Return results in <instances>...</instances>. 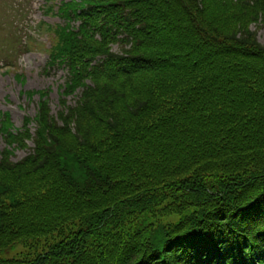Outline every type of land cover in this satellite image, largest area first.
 <instances>
[{
  "label": "trees",
  "instance_id": "trees-1",
  "mask_svg": "<svg viewBox=\"0 0 264 264\" xmlns=\"http://www.w3.org/2000/svg\"><path fill=\"white\" fill-rule=\"evenodd\" d=\"M9 5L12 27L30 26L32 1ZM57 14L46 68L68 71L62 108L31 90L35 117L0 119V264H264V45L250 29L264 0H64Z\"/></svg>",
  "mask_w": 264,
  "mask_h": 264
},
{
  "label": "rangeland",
  "instance_id": "rangeland-1",
  "mask_svg": "<svg viewBox=\"0 0 264 264\" xmlns=\"http://www.w3.org/2000/svg\"><path fill=\"white\" fill-rule=\"evenodd\" d=\"M29 1H32L33 4V10L30 12L32 20L29 21V23L39 25L41 20L51 24L63 23V19L60 17L46 13L47 6L50 5V3H47V0ZM55 1L56 3H59L62 0ZM7 2L9 3V0H0V39H3L2 35H7V29H9L13 33L9 35L10 40H14L17 35L23 36V39L25 35H32L36 40L38 35L37 27H33L34 29L32 30H29L27 27L25 29H20L21 31L15 27H12L14 24ZM8 18L11 19L12 25L7 28ZM250 29L257 34L258 41L264 45V22L252 23L250 25ZM43 31H47L49 39L45 35L42 39V41H45V43L40 44L39 49L32 48L31 52L26 50L19 51L17 48L12 46L6 49V43L4 44L3 41L0 40V118L1 115L8 112L17 128H22L26 116L35 117L38 112L39 94H36L30 98L27 94V91L50 89L49 103L52 114L57 116L61 109L59 100L61 91L60 86L65 83L68 76V71L64 70L63 68H58L57 66L54 68L47 67L46 69L47 61L49 59V52L46 48L50 46L53 31L51 29H44ZM30 44L32 47L38 45V37L36 42L31 41ZM113 50L116 53L121 52L122 46L115 44L113 46ZM6 52H12L13 56L17 58L19 65L15 70H8V68L3 66V64H5L4 60L6 58ZM16 73L23 74L24 80L19 79ZM79 95L80 92L68 97V103L70 105H74L78 100ZM32 131L35 132L34 125H32ZM6 147H8L7 142L0 134V151L4 150ZM33 149L34 143L32 141L29 142L28 148L16 150L12 158L16 162L21 161L28 155L32 154ZM0 254L4 257L12 256L13 251L9 248L0 252Z\"/></svg>",
  "mask_w": 264,
  "mask_h": 264
}]
</instances>
